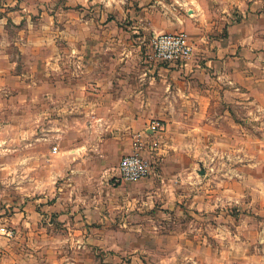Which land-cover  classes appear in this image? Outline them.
Returning <instances> with one entry per match:
<instances>
[{
	"label": "rangeland",
	"instance_id": "rangeland-1",
	"mask_svg": "<svg viewBox=\"0 0 264 264\" xmlns=\"http://www.w3.org/2000/svg\"><path fill=\"white\" fill-rule=\"evenodd\" d=\"M28 11L31 27L2 38L23 84L10 79L0 99V227L12 233L0 235V264H264V69L199 118L191 159L177 148L179 118H131L128 129L119 116L140 66L166 67L149 58L154 37L184 33L190 61L202 58L185 7L34 0ZM255 48L248 62L264 64ZM151 120L165 129L150 176L115 184Z\"/></svg>",
	"mask_w": 264,
	"mask_h": 264
},
{
	"label": "crops",
	"instance_id": "crops-1",
	"mask_svg": "<svg viewBox=\"0 0 264 264\" xmlns=\"http://www.w3.org/2000/svg\"><path fill=\"white\" fill-rule=\"evenodd\" d=\"M32 1L0 0V99L7 96L10 79L23 84L22 75L16 73L18 63L9 59V49L2 38L9 26L21 29L18 26L23 22L31 27L28 4ZM176 1L185 7L188 20L195 22L192 24L198 40L195 46L201 48L203 56L193 57L184 70H175L172 66H140L139 78L131 77V95L123 103L119 116L129 119L128 129L133 127L131 118L159 117L168 121L172 117L179 118L175 127L179 134L177 148L182 152L190 150L188 155L194 159L197 139L193 134L201 128L199 118L210 117L213 106L225 99V93L241 97L242 93L246 95L244 89L247 84H255L256 79L263 78V75L256 76V71L263 70L264 64H251L247 58L249 50L255 46V51L264 48V0ZM250 38L252 46L249 48L246 41ZM155 72L158 76L154 75ZM184 117L191 119L182 120ZM171 125L167 123L166 131ZM181 182L187 181L183 179ZM23 210L16 215L24 217ZM102 223L101 220L103 228ZM21 241L23 249H27L25 245H34L26 237ZM29 261L26 256L20 259L19 264H28Z\"/></svg>",
	"mask_w": 264,
	"mask_h": 264
},
{
	"label": "built area",
	"instance_id": "built-area-1",
	"mask_svg": "<svg viewBox=\"0 0 264 264\" xmlns=\"http://www.w3.org/2000/svg\"><path fill=\"white\" fill-rule=\"evenodd\" d=\"M193 53V45L184 33L161 34L152 39L149 58L156 64L172 66L184 70ZM165 129L160 120H151L146 127L134 136L131 152L124 155L114 176L115 184L137 183L146 180L151 174L152 159L159 148L158 136ZM56 151V148H53ZM0 235L12 236L5 226L0 227Z\"/></svg>",
	"mask_w": 264,
	"mask_h": 264
},
{
	"label": "water",
	"instance_id": "water-1",
	"mask_svg": "<svg viewBox=\"0 0 264 264\" xmlns=\"http://www.w3.org/2000/svg\"><path fill=\"white\" fill-rule=\"evenodd\" d=\"M200 174H201V175H203V174H204V172L202 171V172H200Z\"/></svg>",
	"mask_w": 264,
	"mask_h": 264
}]
</instances>
